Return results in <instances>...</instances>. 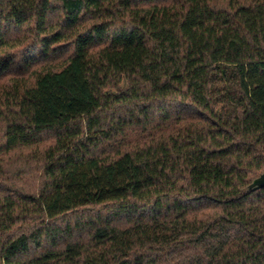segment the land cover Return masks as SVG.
I'll use <instances>...</instances> for the list:
<instances>
[{"label": "trees", "instance_id": "trees-1", "mask_svg": "<svg viewBox=\"0 0 264 264\" xmlns=\"http://www.w3.org/2000/svg\"><path fill=\"white\" fill-rule=\"evenodd\" d=\"M264 0H0V264H264Z\"/></svg>", "mask_w": 264, "mask_h": 264}, {"label": "water", "instance_id": "water-1", "mask_svg": "<svg viewBox=\"0 0 264 264\" xmlns=\"http://www.w3.org/2000/svg\"><path fill=\"white\" fill-rule=\"evenodd\" d=\"M261 188H264V172L256 177L248 187L250 192L256 191Z\"/></svg>", "mask_w": 264, "mask_h": 264}]
</instances>
